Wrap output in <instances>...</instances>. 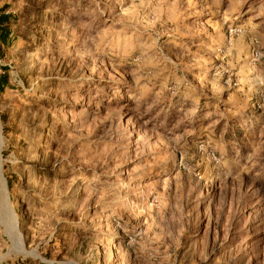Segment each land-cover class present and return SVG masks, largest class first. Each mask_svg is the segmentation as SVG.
Listing matches in <instances>:
<instances>
[{
	"label": "rangeland",
	"instance_id": "obj_1",
	"mask_svg": "<svg viewBox=\"0 0 264 264\" xmlns=\"http://www.w3.org/2000/svg\"><path fill=\"white\" fill-rule=\"evenodd\" d=\"M0 10V264H264V0Z\"/></svg>",
	"mask_w": 264,
	"mask_h": 264
},
{
	"label": "bare ground",
	"instance_id": "obj_2",
	"mask_svg": "<svg viewBox=\"0 0 264 264\" xmlns=\"http://www.w3.org/2000/svg\"><path fill=\"white\" fill-rule=\"evenodd\" d=\"M2 148H3V140H2V132H1V128H0V219L2 220L3 223L8 225L10 223V219H11V222L13 221L12 219H14V221L16 223L17 217H16L15 212L13 211V209L10 206V198H9V194H8L7 183H6V181L2 175V168H1ZM9 225H11V223ZM15 228H16V226H15ZM15 228H14V232H15ZM17 230H18V228H17ZM11 232H12V230L9 231V235L11 237V240H12L14 246L17 247V245L20 244L19 243V237L21 235L19 233L18 234L19 236L18 235L16 236L15 233H13V232L11 233Z\"/></svg>",
	"mask_w": 264,
	"mask_h": 264
},
{
	"label": "trees",
	"instance_id": "obj_3",
	"mask_svg": "<svg viewBox=\"0 0 264 264\" xmlns=\"http://www.w3.org/2000/svg\"><path fill=\"white\" fill-rule=\"evenodd\" d=\"M8 15L4 13V10H0V37H4L8 34V21H9Z\"/></svg>",
	"mask_w": 264,
	"mask_h": 264
}]
</instances>
